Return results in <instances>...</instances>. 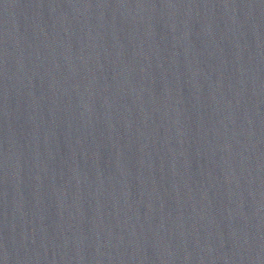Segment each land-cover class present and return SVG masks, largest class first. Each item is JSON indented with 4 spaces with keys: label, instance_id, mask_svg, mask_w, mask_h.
Instances as JSON below:
<instances>
[{
    "label": "water",
    "instance_id": "95a60500",
    "mask_svg": "<svg viewBox=\"0 0 264 264\" xmlns=\"http://www.w3.org/2000/svg\"><path fill=\"white\" fill-rule=\"evenodd\" d=\"M0 264H264V0H0Z\"/></svg>",
    "mask_w": 264,
    "mask_h": 264
}]
</instances>
